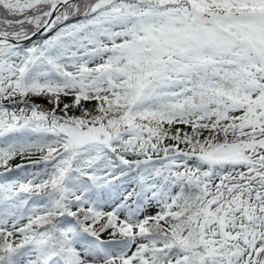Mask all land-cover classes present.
Instances as JSON below:
<instances>
[{
	"label": "snow or ice",
	"instance_id": "1",
	"mask_svg": "<svg viewBox=\"0 0 264 264\" xmlns=\"http://www.w3.org/2000/svg\"><path fill=\"white\" fill-rule=\"evenodd\" d=\"M0 264H264V0H0Z\"/></svg>",
	"mask_w": 264,
	"mask_h": 264
}]
</instances>
